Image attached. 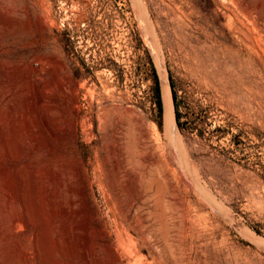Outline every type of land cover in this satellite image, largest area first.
<instances>
[{
	"label": "rangeland",
	"instance_id": "1",
	"mask_svg": "<svg viewBox=\"0 0 264 264\" xmlns=\"http://www.w3.org/2000/svg\"><path fill=\"white\" fill-rule=\"evenodd\" d=\"M0 130L46 264H264V0H0Z\"/></svg>",
	"mask_w": 264,
	"mask_h": 264
},
{
	"label": "bare ground",
	"instance_id": "2",
	"mask_svg": "<svg viewBox=\"0 0 264 264\" xmlns=\"http://www.w3.org/2000/svg\"><path fill=\"white\" fill-rule=\"evenodd\" d=\"M140 6L137 12H138L140 19L142 20L143 28L145 32L152 33L151 29L153 27L150 28L149 26L150 21H148L149 23L147 22L146 16L144 14L146 11L143 13L144 10H142L141 9L142 7L140 8ZM153 39L155 40L156 38H153ZM156 68H157L159 78H161L162 76L161 79L164 85V104H165L164 117H166L167 123H169V125L172 128L170 131V136H175V133L173 132V130L175 131V123H174V115H173L170 88L166 80V77L164 75L163 69L158 61H156ZM67 93L68 92H66L65 94ZM72 95L75 96L74 94ZM68 97H69V94H68ZM63 104L66 107L65 111L67 107H71L70 105H72L71 101L67 97L64 98ZM68 119H71V118L68 117ZM54 123L51 124V121H50L51 126L54 125ZM72 123L73 122H71V124ZM9 125L10 124H8V127H10ZM60 126L62 125L60 124ZM64 126L66 125H63L62 128H64ZM2 127L4 130V128H6L7 126L4 127L2 125ZM57 127L58 126L55 125V128ZM4 133L6 134V132ZM4 137L6 138L7 136H4ZM174 139L175 138L173 137V140ZM11 144H12L11 139L8 141L6 140L4 144H2L3 147H0V165H1V168H0V240L6 236L9 237V242L13 244V249L9 252V254H18L20 256L21 264H46V254H47L46 228L43 225L39 224L38 222L41 220L44 214H46L45 204H46L47 198H45L44 191L41 188V194L35 204L36 206L32 204V201L30 198V190H29V179L30 178L28 176L30 174H28L27 165L18 164V158L14 156ZM0 146H1V142H0ZM35 208H37V210H35Z\"/></svg>",
	"mask_w": 264,
	"mask_h": 264
},
{
	"label": "trees",
	"instance_id": "3",
	"mask_svg": "<svg viewBox=\"0 0 264 264\" xmlns=\"http://www.w3.org/2000/svg\"><path fill=\"white\" fill-rule=\"evenodd\" d=\"M170 94H171V101H172V106H173V114H174V119L175 122L178 124V114L176 112V108H175V95L172 89V85L170 84ZM155 91V96L157 98L156 103H157V107L159 108V102H158V90L157 87L155 86L154 88ZM160 102H161V114H162V100H161V92H160Z\"/></svg>",
	"mask_w": 264,
	"mask_h": 264
}]
</instances>
